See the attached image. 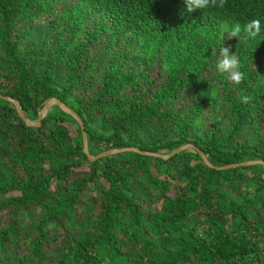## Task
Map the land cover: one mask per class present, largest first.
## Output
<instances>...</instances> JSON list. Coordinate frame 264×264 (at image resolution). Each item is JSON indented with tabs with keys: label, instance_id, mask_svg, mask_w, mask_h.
Segmentation results:
<instances>
[{
	"label": "trees",
	"instance_id": "trees-1",
	"mask_svg": "<svg viewBox=\"0 0 264 264\" xmlns=\"http://www.w3.org/2000/svg\"><path fill=\"white\" fill-rule=\"evenodd\" d=\"M254 18L264 0H0V264H264V165L217 168L264 162V36L224 40L240 84L214 67ZM51 98L91 156L192 147L92 161L56 104L37 125Z\"/></svg>",
	"mask_w": 264,
	"mask_h": 264
},
{
	"label": "clouds",
	"instance_id": "clouds-1",
	"mask_svg": "<svg viewBox=\"0 0 264 264\" xmlns=\"http://www.w3.org/2000/svg\"><path fill=\"white\" fill-rule=\"evenodd\" d=\"M184 13L191 14L196 10H204L215 7H223L224 0H182ZM264 36V22L259 18L240 22L225 23L221 26V47L218 49V56L215 60V71L227 80L235 84H240L245 73L241 69V64L237 55L230 53L224 46L226 38L243 37L248 42L256 41L257 38Z\"/></svg>",
	"mask_w": 264,
	"mask_h": 264
},
{
	"label": "water",
	"instance_id": "water-1",
	"mask_svg": "<svg viewBox=\"0 0 264 264\" xmlns=\"http://www.w3.org/2000/svg\"><path fill=\"white\" fill-rule=\"evenodd\" d=\"M1 98H4L6 99L7 101H10L12 102L16 107H17V103L15 100L9 98V97H5V96H1ZM52 104H56L58 106V108L71 115L80 125V128H81V131H82V138H83V151L84 153L88 156V158L90 160H95V159H98L100 157H104L106 155H111V154H117V153H120V152H124V151H135V152H138V153H141V154H144V155H152V156H158V157H161L163 159H167L173 155H175L176 153L186 149V148H189V147H192L191 144H185L183 146H180L178 147L177 149H175L173 152H171L170 154L168 155H160V154H157V153H151V152H145V151H140V150H137L135 148H123V149H109V150H106L104 152H101L99 153L98 155L96 156H91L89 155L88 153V149H87V138H86V133L84 131V128H83V125H82V122L81 120L71 111V109L65 105L64 103H62L61 101H59L57 98H51L47 101H45L42 105V108L39 110L38 112V122H37V125L40 124V121L41 119L43 118L44 114H45V111L46 109L51 106ZM18 108V107H17ZM19 114L21 116V118L24 120V122H26L27 124H31L22 114L21 112L19 111ZM197 152L199 153L200 157L202 158V160L204 161L205 164L209 165L210 166V163L209 161L207 160L206 156L203 154V152L201 150H197ZM253 163H258V164H262L264 165V162L263 161H248V162H243L241 164H230V165H227V166H222V167H217L218 169H223V168H229V167H232V166H237V165H246V164H253Z\"/></svg>",
	"mask_w": 264,
	"mask_h": 264
},
{
	"label": "rangeland",
	"instance_id": "rangeland-1",
	"mask_svg": "<svg viewBox=\"0 0 264 264\" xmlns=\"http://www.w3.org/2000/svg\"><path fill=\"white\" fill-rule=\"evenodd\" d=\"M45 27L44 26H38L36 28V31H35V34H34V38L36 37H40L42 32L44 31ZM108 60L107 56L103 53V52H100L99 54V57H98V66L100 67L102 64H104L106 61ZM68 127H69V130H70V133L72 135H75L77 133V124L74 123V122H71V121H67L65 123ZM96 128L98 129H101V126H102V122L101 120H98L95 125H94ZM249 134V133H248ZM249 137H250V134H249ZM263 217H264V211L262 212L261 214Z\"/></svg>",
	"mask_w": 264,
	"mask_h": 264
}]
</instances>
